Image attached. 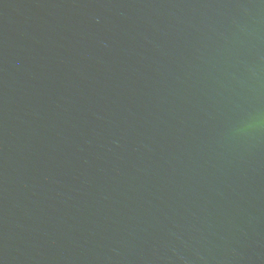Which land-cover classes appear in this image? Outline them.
<instances>
[{"label":"water","instance_id":"1","mask_svg":"<svg viewBox=\"0 0 264 264\" xmlns=\"http://www.w3.org/2000/svg\"><path fill=\"white\" fill-rule=\"evenodd\" d=\"M0 264H264V0H0Z\"/></svg>","mask_w":264,"mask_h":264}]
</instances>
